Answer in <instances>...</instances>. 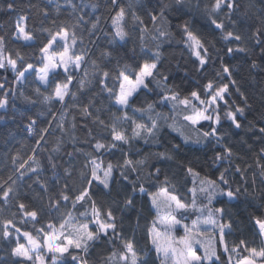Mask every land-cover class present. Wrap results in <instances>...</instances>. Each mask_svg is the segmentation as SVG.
<instances>
[{
	"label": "snow or ice",
	"instance_id": "1",
	"mask_svg": "<svg viewBox=\"0 0 264 264\" xmlns=\"http://www.w3.org/2000/svg\"><path fill=\"white\" fill-rule=\"evenodd\" d=\"M47 3L52 4L53 0H47ZM260 4L264 5V0H260ZM66 6L71 9L69 15L75 16L74 20L58 23L52 19V27L38 30L47 34L39 47L40 67L25 60L19 50H9L8 38L0 34V69H10L15 73L12 81L6 76L0 81V109L9 106L10 99L15 98L16 88L27 82L26 74H31L43 86V90L39 86L34 89L36 95L48 105L56 102L68 107L66 99L77 102L78 93L87 91L88 86H98L100 91L96 95L102 93L109 101V116L107 119L101 117L104 109L97 107L93 98H89L87 103H73L71 106L78 107L80 113L99 130L101 138L97 139L89 129L91 151L85 153L74 147L73 152L66 153L70 158L75 153L84 156L79 169L72 165L61 168L57 160L49 155L48 176H45V167L37 150L41 149V142H47L45 138L53 122L61 132H66L67 113L51 115L43 127L37 124L36 118L27 117V131L37 137L35 148L27 157L19 153L13 156L12 172L6 177L0 176V211L11 206L16 209L10 217L0 218V240L11 245L9 255L14 258V264H69V261L71 264H91L90 251L105 244L110 251L101 258L102 264H149L148 253L137 250L134 237L126 236L123 227L125 218L132 219L127 214L137 212V200L140 198H146L154 210L155 218L147 228V236L156 264H221V254L225 257V264H264V213L252 217L260 239L258 246L243 238L230 246L226 236L234 233L232 223L225 222L224 207H212L217 197L238 202L240 196L254 197L255 191L249 192L247 186L242 190L239 184L234 186L226 176L228 169L220 172L215 179L208 175L202 177L193 162L189 161L181 166L194 177V186L188 190L190 202H184L175 193V185L167 175L161 180V168L150 163L151 160L160 163L174 161L182 145L213 143L218 150L213 152L211 163L231 162L235 154L225 143L222 117L230 121L229 126L233 130H243L245 126L253 130L264 144V112H261L258 122L248 120L252 105L233 78L231 62L224 60V57L237 54L247 56L250 48L245 43L246 39L259 46L261 60H264V7L259 13H254L258 23L246 37L236 31L237 13L241 10L239 0H210V3L204 4L202 11L207 25L227 42L221 49L195 31L196 18L192 10H201L200 0H157L156 6L149 8H144L140 0H109L110 32L106 33L100 27V17H95L87 31L94 46L100 39L96 35L99 31L105 36L110 35L108 44H115L116 47L105 48L99 58H92L77 30L89 23L81 14L82 8L91 6L95 10L96 5L84 4L78 8L72 0H67ZM33 7L37 8V16L49 17L47 7ZM250 7L244 10L245 17L249 16ZM7 8L13 10L14 4L8 3ZM55 13L57 16L61 14L58 3ZM30 15L31 10L28 15L19 16L12 40L31 44L37 39V30L29 28ZM173 19L177 21L175 24ZM133 31L136 43L130 49L133 63H129L127 51L121 57V49L132 43ZM177 35L179 40L176 42L194 57L192 67L183 70L182 79L187 80L190 73L205 77L200 88L190 87L184 94L181 85L172 82L176 77L170 80L162 63L163 46L172 43ZM78 43L81 47L77 51ZM137 48L142 53L139 61L135 59ZM113 61L116 64L114 70L108 66ZM251 67L255 69L261 65L253 59ZM210 70L214 73L211 76L208 75ZM80 71L82 78L73 91L74 73ZM10 83L16 88L9 87ZM10 93L13 96L10 97ZM234 93H239V103L233 99ZM149 96L156 98L138 104L142 97ZM24 98L36 102L31 97ZM158 107H170L171 114L158 111ZM112 108L115 111H111ZM75 127L73 117L72 128ZM165 128L176 132L182 144H172L171 150L132 157L134 143L158 144ZM72 139L76 138L73 136ZM62 144L63 140L59 138L51 151L60 152ZM116 152L122 153L121 159L115 163L111 160L105 162L107 154L115 155ZM137 152L140 150L137 149ZM260 159H264V146L260 148L257 160L261 182L264 183V164H259ZM235 171L244 176L245 169L239 165ZM74 181H79V185ZM255 182L253 175L252 184ZM247 183L245 180L244 184ZM21 184L29 192L36 193L35 203L21 198L18 187ZM117 184L124 189L121 200H113L108 206L98 204L95 196H111ZM197 191L204 194L206 204L197 203ZM78 206L80 211H77ZM190 211L198 213L191 225L182 222L185 219L183 215L180 218L177 216ZM135 223L139 225V214L135 216ZM21 225H30L31 230ZM177 226L183 229L182 236L176 235ZM197 245L203 249L202 253H199Z\"/></svg>",
	"mask_w": 264,
	"mask_h": 264
},
{
	"label": "trees",
	"instance_id": "2",
	"mask_svg": "<svg viewBox=\"0 0 264 264\" xmlns=\"http://www.w3.org/2000/svg\"><path fill=\"white\" fill-rule=\"evenodd\" d=\"M127 2V0H125ZM8 3L14 4V9L9 10L7 8ZM61 5V14L59 16L55 13L56 4ZM72 3L76 4L78 8L82 5H96L95 10L91 6L87 8H82L81 14L85 16V20L89 23L82 25L79 28L78 35L82 36L84 41V46H86L91 54L92 58H99L101 50L105 48H115L116 45H109V36H105L99 31L96 35L100 39L96 42L94 46L90 42L88 29L91 27V23L94 22L95 17L101 18L100 27L104 29V32H110V21H109V0H72ZM140 3L144 8L155 7L157 0H140ZM201 10H192V15L196 18L194 20L195 31L201 35L202 38L206 40H211L216 44L217 48H223L227 43L221 39V37L212 31V28L207 25L206 17L203 14L202 8L204 4L210 3V0H200ZM241 4V10L237 13V24L236 31L247 37L249 31L253 28L255 24L258 23L254 13H259L261 7L264 5L260 4V0H239ZM67 0H53L52 4H48L47 0H0V34L6 35L8 38L7 47L13 52L19 50L25 57V60L33 63L37 67H40L39 60V47L44 42V37L46 33H41L38 30L41 27H52L51 20L55 19L57 22L68 21L71 22L75 19V16H70L69 13L71 9L67 6ZM33 6H38L40 8L47 7L49 11V17L43 18L42 16H37V8ZM249 9V16L245 17L243 12L245 9ZM29 10H31V15L29 19V28L36 29L37 39L31 44L25 43L23 41H15L11 39V36L15 32V24L20 15H28ZM145 19H147L145 17ZM43 20V24H41ZM177 21L173 19V24ZM131 30V25H129ZM175 30V29H174ZM136 33L133 31V41L129 43L124 49H121V57H123L124 52L127 51L128 57L127 62L133 63L132 59L133 53L130 49L136 43L135 41ZM179 40V36L173 40L170 44H165L162 48L164 53V60L162 61L166 73L169 75L170 80L172 77H176L173 83L180 84L182 89V94H184L188 88H200L205 82V77L195 75L193 73L189 74L187 80H183L184 69L192 67V61L194 57L184 48L182 44L176 42ZM246 45L250 48V52L247 56L244 54H237L234 57H224L225 61H230L231 66L234 70L233 78L237 80L240 89L249 98V103L252 105L251 111L248 113V120L255 119V122L260 120L261 112H264V60H261V53L259 46L254 45L251 40L246 39ZM151 45V41H149ZM81 45L78 43L76 46L77 51L80 49ZM142 53H140L137 48L135 54L136 61L140 60ZM215 60L216 57L213 56ZM255 59L256 62L261 65L258 68H252L251 62ZM107 63V62H105ZM179 65V68L177 67ZM113 70L115 69V61L108 65ZM218 67V64L216 65ZM213 71L210 70L208 75H213ZM28 75V80L25 84L16 88L15 84H9V87L16 88L14 94L15 98L10 99L9 106L5 109H0V176L6 177L12 172V157L19 153L22 157H27L32 154L35 148L37 137L35 133L29 134L25 125L28 123L27 117L31 116L37 119V124L41 127L46 126V122L50 119L51 115L59 113H67L65 119V129L66 132H61V130L56 127L55 122H53L52 128L49 130V135L46 136V143L41 142V149L37 150V155L41 163L45 167V176L49 175L48 172V156L52 155L54 159L57 160L58 164L63 167H68L70 165L74 166L76 169L82 167L84 162V156L80 153H75L73 157L66 155L67 152H73L74 147L82 149L85 153L91 151V137L88 135L89 129H92V135L97 139H100L99 130L92 124L89 118H85L78 107H72L73 103H87L89 98L96 100L97 107L104 109L100 114L102 118L107 119L109 113L107 109L109 108V101L104 98V94L96 95L99 93V87L92 85L88 86L87 91L78 93L79 100L77 102H72L70 99H66L65 104L68 107L59 105L53 102L52 105L45 104L43 100L38 97L34 91L36 87L43 86L40 84L38 79L31 75ZM76 80L73 81V91H75V85L79 79L82 78V71L74 73ZM7 77L9 81H12L15 73L10 69L4 70L0 69V81L4 77ZM63 77H61L62 79ZM52 77L50 76V80ZM23 95H20V93ZM10 97L13 93L9 94ZM25 96L31 97L32 100L36 101L32 103L25 100ZM155 96L142 97V102H151L155 99ZM233 99L240 102L239 93H234ZM158 111H163L164 113L171 114L170 107H158ZM111 111H115L114 108ZM73 117H75L76 127L72 128ZM59 118V117H58ZM222 126L225 135V143L233 149L234 157L231 162L225 160L219 162L218 165H213L211 163V157L214 151L218 150L216 145H204V144H190L182 145V150L176 154V159L174 161H168L165 163H160L155 160H151L150 163L156 164V166L161 168V180L167 175L169 180L175 185V193L180 196L184 202H190L191 194L189 189L194 185L192 183L194 177L187 174L182 163L193 162V166L196 167L198 171L201 172V176L208 175L211 178H217L220 172L228 169L226 173L227 178L235 186L237 184L241 185L242 190L244 186H247L249 192L255 191L254 197L252 196H240L239 201L228 202L226 198L217 197L213 201L212 207H224L225 208V222L231 221L234 233L232 235H227L226 239L231 246L232 242H238V239L243 238L247 240L250 244L259 245L260 239L256 235V229L252 223V217L254 215H260L264 213V195L261 192L264 191V183L261 182L260 167L257 164L259 150L264 144H262L259 135L253 130H249L246 126L243 130H233L229 125L230 121L223 119ZM247 125V121H245ZM204 127V125H201ZM185 131H190L185 129ZM237 131L239 134H236ZM76 139L73 140L72 137ZM62 138V150L58 153H53L51 150L56 147L57 140ZM174 143L182 144V140L176 132H172L170 129L165 128L161 135V140L155 145H144L142 142L134 143L131 155L133 158H139L140 154L143 153H153L157 151L171 150V146ZM43 149H47L44 151ZM137 149L140 152H137ZM122 158V153L116 152L115 155L109 153L105 156V162L111 160L115 163L117 160ZM207 161V162H206ZM259 164H264V159L259 160ZM239 165L242 169H245L244 176L242 177L240 173L235 171L236 166ZM134 175V174H133ZM255 175L256 182L252 184V177ZM247 180V185L244 181ZM63 183V181H61ZM76 185H79V181H74ZM198 188V184L196 185ZM21 192V198L25 199L26 202L35 203V192H29L25 185H18ZM95 187V186H94ZM148 187V185H146ZM35 188V185H33ZM154 190V189H150ZM172 190V189H170ZM99 192V189H96ZM27 193V195H25ZM119 193V195H118ZM124 189H122L120 184L116 185L115 190L111 196L107 195H97L95 196L97 203H103L105 206L112 204L113 200L119 202L123 196ZM197 203L206 204L207 201L204 199V194L197 191ZM15 201H13V205ZM2 208V205H0ZM81 209L77 208V211ZM14 206L9 208H4L0 211V218L10 217L12 212H15ZM139 214V225L135 223V216ZM183 215L186 223H191L198 213L188 212L177 214L178 218ZM127 216H131L132 219L125 218L124 220V232L128 237H134L137 250L148 253L149 264H156L155 254L151 251V245L148 241L147 228L150 226L151 221L154 217V210L151 208L148 200L146 198H140L137 200V212L128 213ZM39 226V225H38ZM28 227L31 230V226ZM217 248L220 249L218 237H216ZM11 245L7 242L0 240V264H14V258L9 255ZM110 251L108 245H100L90 251L89 259L91 264H102V257L106 256ZM69 264L71 262L69 261ZM221 264H225V257L221 254Z\"/></svg>",
	"mask_w": 264,
	"mask_h": 264
},
{
	"label": "rangeland",
	"instance_id": "3",
	"mask_svg": "<svg viewBox=\"0 0 264 264\" xmlns=\"http://www.w3.org/2000/svg\"><path fill=\"white\" fill-rule=\"evenodd\" d=\"M81 72V71H80ZM79 72V73H80ZM27 75V74H26ZM39 81V80H38ZM183 223H186L185 221H182ZM189 225H191V223H187ZM176 235L177 236H182L183 235V229L180 226H177V231H176ZM197 248L199 249V253L203 252V249L199 247V245H197ZM198 253V254H199Z\"/></svg>",
	"mask_w": 264,
	"mask_h": 264
}]
</instances>
